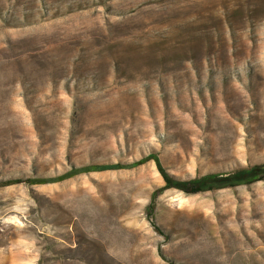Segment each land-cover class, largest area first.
<instances>
[{"label":"rangeland","instance_id":"rangeland-1","mask_svg":"<svg viewBox=\"0 0 264 264\" xmlns=\"http://www.w3.org/2000/svg\"><path fill=\"white\" fill-rule=\"evenodd\" d=\"M151 155L264 164V0H0V264H264V181Z\"/></svg>","mask_w":264,"mask_h":264},{"label":"trees","instance_id":"trees-1","mask_svg":"<svg viewBox=\"0 0 264 264\" xmlns=\"http://www.w3.org/2000/svg\"><path fill=\"white\" fill-rule=\"evenodd\" d=\"M149 160H154L156 162L158 169L165 181V186L154 193V198H156L158 194L164 192L165 190L172 188L179 189L187 194H198L225 188H233L242 185H251L256 182L264 181V164H257L250 167L240 168L229 174H207L188 181H180L173 179L165 171L157 156L151 155L139 161L135 165H142ZM129 166L130 165H116L117 168H128ZM107 168L109 167H75L66 174L56 178L29 180L28 182L32 184L54 183L72 178L79 174L89 173L97 170H104ZM148 216H152V209L148 212ZM156 230L160 231L157 227Z\"/></svg>","mask_w":264,"mask_h":264}]
</instances>
